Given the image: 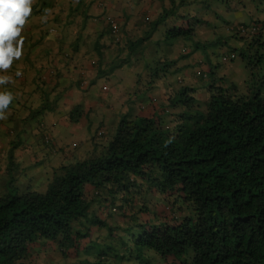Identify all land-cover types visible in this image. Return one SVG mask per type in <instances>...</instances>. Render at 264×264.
Listing matches in <instances>:
<instances>
[{"label":"trees","instance_id":"obj_1","mask_svg":"<svg viewBox=\"0 0 264 264\" xmlns=\"http://www.w3.org/2000/svg\"><path fill=\"white\" fill-rule=\"evenodd\" d=\"M160 1L183 11L169 22L168 35L188 39L206 21L185 12L194 0ZM199 2L205 8L206 0ZM52 11L50 19L59 25H50L60 35L43 44L40 35L39 46L30 49L28 59L42 47L38 55L53 61L52 42L58 45L56 54L61 53L65 37L74 30L73 14L81 13L67 11L61 0ZM165 15L166 7L159 20ZM115 17L95 16L98 32L113 33V22H120ZM233 30L252 35L247 51L260 41L262 29L256 24L249 28L239 24ZM139 54L123 55L121 62L130 63L129 55L135 62L142 60L145 54ZM251 56L244 59L255 74L251 72L242 85H225L221 77H214V64L207 83L209 74L195 69L207 91L199 110L191 109L196 95L190 93L200 89L192 85H181L174 97L166 92L164 102L140 100L127 107L103 140L90 145L87 155L50 168L47 156L68 146L50 136L44 120L38 118L31 125L30 119L56 110L59 92L52 101L46 95L56 90L62 72L39 64L40 73L47 68L49 80L42 87L34 85L26 101L15 96L6 117L0 119V264H39L47 249L61 256V264H158L160 255L180 264L188 258L192 264H264V74L257 73L261 66ZM204 61L211 63L207 57ZM144 62L141 73L150 86L178 68L177 59ZM81 70L75 81L67 82L68 89L77 85L80 96L92 85L84 81ZM7 71L12 82L21 81L24 71L17 61ZM40 91L44 101H39L40 94L31 98ZM79 103L67 104L66 120L79 123L80 117H88ZM178 103L182 110L173 112ZM20 107L26 111L23 121ZM13 121L18 127L10 124ZM30 149H35L31 155ZM36 154L38 159L33 158Z\"/></svg>","mask_w":264,"mask_h":264},{"label":"rangeland","instance_id":"obj_2","mask_svg":"<svg viewBox=\"0 0 264 264\" xmlns=\"http://www.w3.org/2000/svg\"><path fill=\"white\" fill-rule=\"evenodd\" d=\"M61 1L67 11L69 9H77V11L90 15V18L86 17L80 20V23L84 25V31L93 32V29H95L94 15L97 13H105L106 15L116 16L115 18L117 19L120 18V22L117 24L119 29L117 33L104 30L101 33L97 32L94 38V35L86 37L85 32H82L81 44L79 45L82 48L81 50H78L75 43H72L74 37L80 35V33H77V28L73 32L68 33L65 37V45H71L74 50H70L69 56H66L56 54L55 52L58 50L56 48L54 51L56 57L50 62V70L53 67H58V71L61 70L62 72V75L57 78L56 90L53 88L46 95L48 100L52 101L59 92L61 97L57 98L59 100L58 106H56L54 112H48L45 116L42 114L32 118L34 120L30 119L31 125L36 124L38 118L44 120L47 124L45 128L50 136L62 139L64 145L68 147L75 145L77 149L81 147L82 149L77 151L79 157L87 155V149H84L87 145H92L95 140L104 139V136L101 137L96 134L98 127L104 129L105 125V130L107 131L115 129L120 115L126 111L129 105L137 104L140 100L147 102L150 98H155L159 103L164 102L166 99L164 94L166 92L171 93L170 96L174 97V93L181 85H192L196 89H200H198L197 94L190 93L196 95V100L191 109L199 110V108L203 107L207 98V91L203 89V85L211 79L210 64L216 65V70L213 72L214 77H221L225 85H229L230 82L242 85L245 80H248L251 72L254 73V68L250 70L246 66L244 55H252L250 59L261 66V68H258L260 70L257 73L259 75L264 74V0H206L205 8H200V5L203 4L199 0H194L185 12L194 13L197 18L205 17L206 24L204 25L205 22H203V25L196 27L194 34L189 36L190 38L188 39L167 34L168 28L171 27V24L169 26L171 19L175 18L177 14L183 13L180 7L172 8L168 6V1L166 6L160 0ZM110 2L113 3L112 8L109 6ZM54 4H57V0H39V5L36 6L38 11L32 17L33 33H35L36 38L43 35V40L50 41L60 35L59 30L56 33L48 31L51 26L50 22L55 26L59 25L54 21V18L50 19V10L52 11V5ZM165 7V19L159 20V16ZM171 8L173 9L172 11H170ZM96 10L99 11L95 14ZM76 15L77 17L80 16L79 13ZM239 24H244L248 28L256 24L262 29L260 41L252 43L248 51L247 43L253 37H250L252 35H248V33H237L236 30H233ZM147 34L150 35L148 39L145 38ZM140 39H143L142 43H140ZM94 40L97 41V49L93 45ZM39 48L42 49V47ZM64 50H68V47H62V51ZM132 50L133 52H131ZM80 51L88 52L86 60L82 64H77L75 57L76 53L79 54ZM140 51L145 54L142 60H136L135 62L133 60L134 56L129 55L132 60L130 63L121 62L123 55L125 57L131 53L140 56ZM204 56L209 58L211 63L205 62ZM38 57L42 58V60L39 59L38 63H42L45 60L41 55H36V58ZM199 57H201L202 61L199 60ZM158 59H177L176 65L178 68L174 72H169L167 76H162L159 81L150 86L148 77L146 78L141 71L144 70L145 60L147 62H156ZM18 60V69L24 71V82L19 86L14 82H10L8 88H6L12 91L14 97H22V99L19 98V101H23L29 92L33 90L34 85L42 87L46 80H49V72L47 69H43V72L40 73L41 71L37 67L39 66L37 59L34 61L35 64L31 63L32 61L27 58L26 51H23V55ZM65 63L66 65H64ZM63 66L66 68H63ZM112 66L113 69L108 70ZM75 69L79 71L83 69V78L92 84L91 87L88 86L87 90L82 92V96L87 95L92 103L83 102V105L79 103L87 111L85 113L89 114L90 120L86 116H82L81 120L79 119V123L75 120H66L63 117V112L68 107L67 104L76 101L78 99L76 93L80 92L78 88L76 89V84H72L69 89L67 85V82L70 84V80L75 81L78 74ZM195 69H200L204 73L209 74L208 78H205V82L195 77ZM102 70L105 71L104 74L101 73ZM97 71L100 72L97 74ZM39 76L40 78L38 79ZM63 83L64 85L62 86ZM63 87H66V89ZM39 94V101H44L41 91L37 94H31V98L35 99ZM176 98H179V96ZM63 101L65 102L64 105L62 104ZM36 102L40 104L37 100ZM179 103L176 109L172 108L173 112L182 110V106ZM136 109L139 108L136 107ZM19 114V120H22L26 114L24 108L20 107ZM95 114L98 116L96 120L94 119ZM73 118H76V116H73ZM99 119L102 123L97 121ZM10 124L18 127L17 121H13ZM28 135L25 134L24 137ZM99 149L100 147H98ZM32 151H35V149H32ZM68 152L69 149L66 153ZM5 153L8 154L7 151ZM65 154L59 151L52 158H46L45 160L49 161L48 165L59 164L58 160ZM39 157L37 154L33 155V158L38 159ZM67 157L68 155L65 156L63 162L74 161V159ZM27 160L25 162L30 163L31 160ZM42 170V167L37 168L39 173ZM47 250L46 258L42 257V263L38 262L39 264L62 263L63 260L57 252L50 249ZM188 260V262L183 264H192L191 259L188 258ZM156 263L180 264V261L171 256L164 258L160 255V259Z\"/></svg>","mask_w":264,"mask_h":264},{"label":"clouds","instance_id":"obj_3","mask_svg":"<svg viewBox=\"0 0 264 264\" xmlns=\"http://www.w3.org/2000/svg\"><path fill=\"white\" fill-rule=\"evenodd\" d=\"M41 1H45V0H41ZM38 5H39V0H0V119H4L6 117L7 109L14 99L12 91L4 87L5 85L9 84L13 80V75L10 74L7 70L11 68L14 61H18V59L23 55V51H26L28 53L32 47H35L36 45L39 44V41H36L37 38L33 36L32 34L33 33L32 17L34 13L38 11V9L36 8V6ZM98 11L99 10H96L95 14ZM52 12L53 11L50 10L51 15L53 16L54 12L53 13ZM61 13L62 12H60V14ZM77 13L78 12H76V14ZM82 13L83 12L79 13L80 17L81 16L83 17L84 15H86L85 13H83L82 15ZM102 14L103 13H97L94 16L102 15ZM118 19L120 20V18ZM97 24L98 23H95V29H93V32H89V30L85 31L86 37L89 35L90 36L94 35V38H95V34L99 30ZM112 29H113V33H117L119 31L118 26L115 22H113ZM48 31L50 33L57 32L56 28L52 26L49 28ZM80 40H81V33L78 36V38L77 36L74 37V40L72 42V43H75V46L77 49H79V45L81 44ZM65 41L62 45L63 48L65 46ZM44 42L46 41L43 40L42 42H40V44H43ZM76 42H77V45H76ZM96 42L97 41L94 40L93 45H96L97 44ZM52 44L54 47L53 48L54 51L56 48L58 49V45L56 42H52ZM39 51L40 49L36 48L31 53V57L29 55V58L33 62L36 59H37V62L39 61V59L42 60L41 57L36 58V55L38 56L37 52ZM69 51H70L69 49L64 50L62 51V53H59V54L69 56ZM85 52L87 55L88 51H85ZM54 57H56V55H54ZM43 62L38 63V64H43ZM91 62L93 61L91 60ZM19 75H20V72L17 71L15 73V76H19ZM84 81H87V80L84 79ZM85 86L86 85H83V87ZM164 111L166 112L167 108H165ZM97 117H98L97 114H95L94 119L96 120ZM87 118L89 119V117ZM97 121L100 122L101 120L99 119ZM106 133H108V131L105 130V125H104V129L98 127L96 134L98 136L105 137ZM89 147L90 145H87L84 149H88ZM68 149H69V154L71 150L74 149L71 152V154L68 156L69 158L73 159V158L78 157L77 151L82 148L79 147L77 149L75 145H72L71 147L64 148L63 152L61 153H66ZM48 162L49 161H47V168H50V165H48ZM55 165H58V164H55Z\"/></svg>","mask_w":264,"mask_h":264},{"label":"crops","instance_id":"obj_4","mask_svg":"<svg viewBox=\"0 0 264 264\" xmlns=\"http://www.w3.org/2000/svg\"><path fill=\"white\" fill-rule=\"evenodd\" d=\"M82 15H83V13H82ZM73 16H74V18H75V24H74V30L77 28V33H84L85 31L83 30V24H81L80 23V20L81 19H79L80 18V16L79 17H77V15H76V12L73 14ZM73 32V31H72ZM76 45H77V42H76ZM65 46H67L68 47V49L69 50H74V49H72L71 48V45H65ZM54 48V47H53ZM82 48H81V46L79 47V49L78 50H81ZM62 53V52H61ZM76 53V52H75ZM75 55V54H74ZM85 56V57H84ZM76 60H77V64H82L85 60H86V52L85 51H80V53L78 54V53H76ZM50 62H52V61H44L43 62V64L46 66V67H50ZM38 63V62H37ZM78 68H80L79 66H78ZM47 69V68H46ZM76 70V69H75ZM48 71V70H47ZM77 71V73H79L80 74V72H81V70L79 71L78 69L76 70ZM81 75V74H80ZM17 79V78H16ZM24 78H23V76H22V79H21V81H19V82H15V83H21V82H23L24 80H23ZM72 80H70L69 82H71ZM64 85V84H63ZM72 92H73V90H71ZM75 92V91H74ZM78 92V91H77ZM76 96H78V99H76V102H80V103H82L83 104V102H88L89 104H91L92 103V101L89 99V97L88 96H83V98H80V97H82V96H80V94H79V92L78 93H76ZM86 121H88V120H86ZM74 149H72L71 150V152L73 151ZM31 151V152H30ZM30 151L27 153V154H29V155H31L32 153H33V151H32V149H30ZM71 152H70V154H71ZM55 153L56 152H52V153H50L49 154V156H47V158H52L54 155H55ZM62 154H65V153H62ZM69 154V152L68 153H66L65 154V156L66 155H70ZM65 156H62V157H60V159L58 160L60 163H62L63 162V160L65 159ZM67 158H69V157H67ZM49 163V162H48Z\"/></svg>","mask_w":264,"mask_h":264},{"label":"built area","instance_id":"obj_5","mask_svg":"<svg viewBox=\"0 0 264 264\" xmlns=\"http://www.w3.org/2000/svg\"><path fill=\"white\" fill-rule=\"evenodd\" d=\"M251 30H252V31H254V30H255V28H254V27H252V28H251Z\"/></svg>","mask_w":264,"mask_h":264}]
</instances>
